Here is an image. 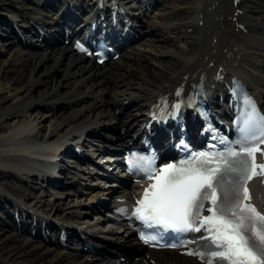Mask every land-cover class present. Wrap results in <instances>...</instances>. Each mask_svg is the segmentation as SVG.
Instances as JSON below:
<instances>
[{
    "label": "bare ground",
    "instance_id": "1",
    "mask_svg": "<svg viewBox=\"0 0 264 264\" xmlns=\"http://www.w3.org/2000/svg\"><path fill=\"white\" fill-rule=\"evenodd\" d=\"M83 2L84 8H98L95 0ZM228 2L161 0L136 24L141 36L118 58L97 64L72 40L50 45L39 40L38 29L50 28L54 16L37 13L22 0H0V18L11 22L13 35L0 38V200L32 213L41 222L38 227L52 223L67 230L73 241L83 235L96 251L83 250L78 241L54 242V247L42 251L30 237L16 235L0 223V264H205L176 250H148L136 243L126 222L100 215L101 201L119 193L114 181L99 176L110 166L118 167V159L107 162L116 153L93 159L98 167L93 171L86 163L65 170L72 172L68 176L58 168L65 150L83 161L71 147L82 150L92 145L89 134L105 123L118 125L115 143L123 148L148 121L154 124L156 117L149 114L177 109L181 100L191 109L199 82L213 103L224 91L225 81L240 78L264 112V0H234V7ZM52 3L65 5L63 0H49ZM135 5L133 1L124 8L134 12L137 21L144 13ZM231 7L234 15H229ZM109 12H115L116 19L123 14L117 6ZM24 19L27 31L21 27ZM15 38L35 48L15 47ZM147 66L151 74L144 72ZM135 76L140 78L137 82L132 80ZM59 106L64 110H56ZM162 133L158 136L167 142ZM260 165H264V147L257 154L258 173L249 182V203L264 214ZM56 171L64 175L69 188L42 190L43 176H54ZM105 250L119 254L104 255ZM126 250L141 254H135L139 257L134 260Z\"/></svg>",
    "mask_w": 264,
    "mask_h": 264
},
{
    "label": "snow or ice",
    "instance_id": "2",
    "mask_svg": "<svg viewBox=\"0 0 264 264\" xmlns=\"http://www.w3.org/2000/svg\"><path fill=\"white\" fill-rule=\"evenodd\" d=\"M260 121L261 126L264 127V115L260 116ZM261 135L264 136V131L261 132ZM256 150L258 148L248 147L243 151L254 161V151ZM238 155L240 153H231L233 157ZM225 164L228 162L225 161ZM259 167L264 169V165ZM254 168L255 165L253 164ZM206 171L207 175L201 169L194 167L172 169L171 172L166 171L152 203V208L158 213L159 220L177 230H192L193 222L189 219L192 216V210L194 208L202 209L205 199H211L213 205L220 199L222 205L219 209L220 215L214 214L202 221V223H212L214 226L219 225L216 227L214 237L216 248L219 250L211 247L209 250L213 252L214 257L221 259L209 260L208 264H264V259L258 260L256 252L253 251V249H258L261 256H264V247H258L256 243L258 240L260 246H264V215L257 212L251 205L243 203V200L249 199L247 188H243V199L240 198L239 189L242 187L240 181L251 177L238 175L236 184L231 189L226 190L222 183L223 175L217 179V173L221 172L220 168ZM228 171L242 173L247 171V167L237 169L228 165ZM213 181L216 183L214 184ZM152 187L156 188L157 185ZM205 188L210 189V193L208 191L202 193L201 190ZM217 188L223 193L222 198L217 196ZM228 214H230V218ZM195 231L199 232L200 229L195 228Z\"/></svg>",
    "mask_w": 264,
    "mask_h": 264
},
{
    "label": "rangeland",
    "instance_id": "3",
    "mask_svg": "<svg viewBox=\"0 0 264 264\" xmlns=\"http://www.w3.org/2000/svg\"><path fill=\"white\" fill-rule=\"evenodd\" d=\"M232 3H234V0H229L228 4H229V5H232ZM22 4H24L25 7H28L27 5H30V6H32L33 8H36V12H37V13L42 12V11H40V9H39L38 7H36V6L32 5V4H28V3H27L26 1H24V0H22ZM9 10H11V11H13V12L15 13V11H14L12 8L9 9ZM233 11H234V8L231 7L230 15H233ZM30 13H31V12H30ZM31 14H33V13H31ZM22 22H23V21H22ZM20 23H21V22H20ZM8 29H9V28H8ZM11 35H12V34H11ZM12 36H13V35H12ZM15 39H16V38H15ZM15 39H14V40H15ZM15 47L21 48V46H20L18 43H16ZM150 71H151V67H150V66H147V67L145 68V70H144V72L147 73V74H151ZM123 76H124V75H123ZM138 77H139V76H135V77L132 78V80H135V81L137 82V80L140 79V78H138ZM56 110L63 111L64 109H62V108L59 106L58 108H56ZM65 174H68V172H65ZM30 184H31V183H30ZM31 185H32V184H31ZM42 190H44V189L42 188ZM44 191H45V190H44ZM3 216H4V215H3ZM3 219L6 220V221H8L9 223L12 222L11 218H6V217L4 216ZM11 231L15 232L16 235H19L18 232H16L15 230H11ZM22 235L25 236L26 234L23 233ZM27 238H28V237H27ZM33 241H35V240H33ZM49 248H50V247H49ZM43 249H44V250H47V249H48V246L43 247V248H42V251H43Z\"/></svg>",
    "mask_w": 264,
    "mask_h": 264
}]
</instances>
